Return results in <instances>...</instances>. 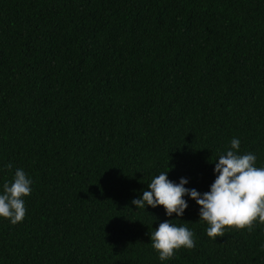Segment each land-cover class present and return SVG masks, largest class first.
<instances>
[{
	"label": "trees",
	"instance_id": "obj_1",
	"mask_svg": "<svg viewBox=\"0 0 264 264\" xmlns=\"http://www.w3.org/2000/svg\"><path fill=\"white\" fill-rule=\"evenodd\" d=\"M233 137L264 166V0H0V185L33 180L0 264H264V223L213 240L187 197L161 262L175 214L131 204L161 171L208 191Z\"/></svg>",
	"mask_w": 264,
	"mask_h": 264
},
{
	"label": "clouds",
	"instance_id": "obj_2",
	"mask_svg": "<svg viewBox=\"0 0 264 264\" xmlns=\"http://www.w3.org/2000/svg\"><path fill=\"white\" fill-rule=\"evenodd\" d=\"M241 141L237 137L230 140V146L214 162V181L209 190L199 192L186 187L187 178L179 182L169 179V171H161L147 184L138 198L131 201L136 209L162 206L169 218L148 233L152 248L161 262L170 260L180 248L195 246L194 233L186 226H178L173 221L184 216L190 198L199 206V221L207 227L206 235L215 240L225 235L226 229L251 230L253 223H264V166L257 165L254 153H240ZM11 169L12 165H4ZM33 180L22 169L17 168L11 181L0 185V218L15 225L26 215L24 198L32 191Z\"/></svg>",
	"mask_w": 264,
	"mask_h": 264
}]
</instances>
